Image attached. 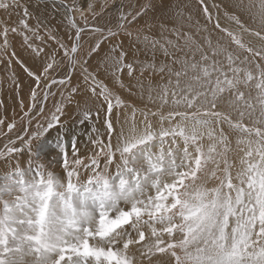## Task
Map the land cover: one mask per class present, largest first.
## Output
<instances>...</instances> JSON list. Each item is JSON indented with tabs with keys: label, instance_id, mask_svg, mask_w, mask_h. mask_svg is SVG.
<instances>
[{
	"label": "snow or ice",
	"instance_id": "snow-or-ice-1",
	"mask_svg": "<svg viewBox=\"0 0 264 264\" xmlns=\"http://www.w3.org/2000/svg\"><path fill=\"white\" fill-rule=\"evenodd\" d=\"M64 7L82 17L85 11L99 15L90 0ZM236 7L264 25V0H237ZM203 10L211 19L208 7ZM0 11L19 17L15 26L5 22L0 28V59L6 66L17 59L11 32L22 37L21 47L33 60L25 68L36 86L27 128L41 118L32 131L26 128L0 147V264H138L141 258L154 264L157 254L165 257L158 264H264V51L246 47L217 20L220 32L259 60L241 59L226 44L207 36L201 44L173 29L177 39L167 40L168 47L151 41L153 56L158 47L170 62L141 61L137 53L144 50L137 42L148 49L150 38L143 29L134 38L132 29L159 11L156 0H113L110 19L90 28L86 44L81 33L88 25H77L74 16L69 19L75 32L65 43L38 18L31 26L32 13L21 0H0ZM230 18L242 32L251 31L241 15ZM252 34L264 40L261 32ZM48 40L56 47L45 51ZM137 65L141 76L150 69L161 82L145 85L134 75ZM111 82L126 88L128 97L114 94ZM53 86L68 103L88 93L84 103L99 107H85L80 122L100 120L103 109L105 128L104 136L97 131L90 138L94 148L87 159L74 140L71 157L58 142L59 175L39 162L46 134L65 114L63 101L45 114L49 96L56 95ZM36 89L43 92L39 101ZM128 108L131 119L122 117ZM225 125L237 133L235 148ZM15 127L7 124L8 132ZM234 151L241 155L233 175Z\"/></svg>",
	"mask_w": 264,
	"mask_h": 264
},
{
	"label": "bare ground",
	"instance_id": "bare-ground-1",
	"mask_svg": "<svg viewBox=\"0 0 264 264\" xmlns=\"http://www.w3.org/2000/svg\"><path fill=\"white\" fill-rule=\"evenodd\" d=\"M96 1L98 2V0H96ZM209 1L210 0H204V4L202 5L200 3V0H167V4L165 5L164 3H162V0H156L157 6L159 8V11L154 12V13H149V15L147 17H145L144 21L149 22V21L155 20V19H159V21H160L161 19H163L165 17L168 18L169 21H168V23L159 22V27L154 26L152 28H149L150 32H145L144 33V35H147L150 38L148 49H145V46H144V44L142 42H137V46L139 48H141L142 50H144L143 52H138L137 53V55L139 56L140 60L141 61H145V62H152L154 60V62L157 65L162 64V63H167V62L159 61V56L162 53H161V51H160V49L158 47L155 50V55L153 56V52L151 50V41L153 39L158 41L159 44L164 45L165 47H168V45L166 44L167 40L176 41V39H177L176 33L173 31V29H176V30L179 31V29H183L184 28L182 30L183 32L185 31L186 33H194L195 37L199 39V29H203V27H204V31L209 35V37L212 39V41L215 40V41L221 42V39H222L223 41L221 43L222 44H226L229 47V49L232 50L235 54L239 55V57L241 59H243L244 57L247 56V57H249V59H254V60L258 61L259 57H253L252 54H250V53H248L246 51V49H240L238 46H236L234 43H232L229 40V38H227L224 35V33L220 32L215 27V25H216V22L218 20L220 25H221V27H227L230 30L234 31L238 35V37L241 39V41L245 44L246 47H252L256 51H264V40H262L260 37H257L256 35L252 34V32L253 31H259V32L262 33V35H264V25H261V23L259 22L258 18H254L250 13H248V12L241 13L240 9H238L236 7L237 0H215V2H218L220 5H224V7L227 10L225 12H221V11L217 12V9L212 4H211V7L209 8L208 7ZM247 2H248V0H245V3H247ZM52 4H54V3H52ZM56 4H58V2ZM204 6L208 7V13L211 15V19L208 18V14L205 13L206 16L203 15L202 12H203ZM39 9H40V7H39ZM51 9H54V8L51 7ZM198 11L201 14L200 19H199L198 15L196 14V12H198ZM46 12H48V11H46ZM110 12L111 11H109V13L107 12L108 13L107 17L105 16L106 15V13H105V15L101 16L98 21L96 20L97 23H98L97 25H101V24L107 23L108 20L110 19ZM220 13H221V15H220ZM233 13H235L236 15H241L242 20L248 25V27H249V29L251 31L242 32L234 24V22L230 18L231 14H233ZM88 15H91V14H88ZM50 16L52 17V15H50ZM53 18L51 20H53ZM61 18H63V17H61ZM54 19H56V18H54ZM49 22H51V21H49ZM203 24H207V25H203ZM88 25H90V24L88 23ZM92 26H89L88 29H90ZM41 35H42V33H41ZM134 38H135V36H134ZM141 41H142V38H141ZM82 42H87V40L83 39ZM180 44H181L182 47L184 46L183 40L180 41ZM16 48L20 51L19 53L21 55H19V56L21 57V61L22 60L23 61H22V64H21V62L20 63H16L13 60V62H12V64H14V66H13L14 68L12 69L13 71L10 69L12 71L11 72L12 76L10 74L9 75L11 76V78L13 77V78L16 79V82H18V84H19V88L15 87V89H14V87L11 86L9 91H7V90L4 91V87L5 86L2 83V89L0 90V98L3 99L2 102H0V115L1 116L3 115L5 117H9V120L7 121L8 124L11 123V121L13 120L12 118H10V116H11L10 114H11V111L13 110V107L17 106V104L19 103L18 102L19 99H18L17 93L21 94V92H22L24 95L27 94V93L29 94V92L32 89H35V87H36L35 84L33 83L32 77H30L28 75L27 71L25 70L27 65L24 62V59L26 61H28L29 64L33 65V61H31L32 57L30 55V50L26 51L25 48H23V47L20 48V46H18ZM172 50L173 49L171 47H169V51L171 52ZM193 50H194V46H193ZM177 54L178 55H183V53H177ZM195 58L199 59V54L198 53L196 54ZM17 60H20V59L17 58ZM135 67H136V71L134 72V75L137 78H139L142 82H144L145 85H147L148 83H151V84L155 85L156 83L161 82L160 76L159 75H154L153 72H151V70L147 71L145 69L143 71V76H141L140 67L138 65L135 66ZM147 72H150V73L147 74ZM57 78H59V76H57ZM153 78H155V81L152 80ZM124 81L126 82L125 85H127L128 82H129L127 77H125ZM133 83H135V81H133ZM109 84L112 86V89L114 90V92H117L116 94H119L122 97H128V93H127L126 88H122L120 85L115 84L114 82H111ZM80 85L83 86V87H81L82 89L85 87V85L83 84V81H80ZM44 91H47V90L45 89ZM52 91L57 94L58 93V86H53ZM42 95H43V92L41 93L40 96H42ZM83 96H85L84 99H83V100H85L88 95H87L86 92H82L81 93V98ZM59 97H60V95H59ZM39 98H38L37 101H39ZM135 99L137 100V107H143V105L138 103L139 96H136ZM92 102H93L92 106L88 105V104H91ZM31 103H32V101L28 97V100L26 101V104L24 105L25 112L24 111H21V112L19 111L20 106L22 104L19 106V108H14L15 112L18 111L20 116H22L21 120L16 124L17 126L11 132L6 133L5 135H0V147H2L3 144L7 142V138L8 137H11L13 140H15L16 136L18 134H22L24 132V130L27 128L28 116H26L25 113L29 112V106H30ZM86 105H87V108H91L93 111H95V109L97 107H99V104H97L96 102L91 101V100H89ZM44 108L47 109V110H45V114L49 115V116H50L49 110H51V111L55 110L53 108L52 103L48 104L47 108L44 105ZM77 109H75V110H77ZM31 111L35 112V109H31ZM64 113L65 114L61 116V124L58 125L59 127H56V128H53V129L49 130V132L46 134V136L44 138L43 148L41 150V155L45 152L44 151L45 148H49V151L52 152L54 150V146H57L59 141H63L64 145H66V143H68L69 141L72 142L73 140L76 142V147H78L77 149L79 150V155L81 153H85L87 151H89L90 155H91L92 150L94 148V145L91 142L89 143V140H91L90 138H96L97 135H95L94 134L95 131L93 129H91V123H89L90 121L87 122L84 126L78 127V126H76V124H73V123H77V122L82 120V115H81L82 112H80V114L77 115L76 112L73 109H67V111L64 110ZM121 113H122V117L126 113L128 115V117L131 119L132 109L128 108V109H125V110H121ZM19 114L17 113L15 115V118L17 116L19 117ZM63 118H66V119H63ZM37 119H41V118L39 116L34 118L32 120V127H35ZM64 121L65 122L67 121V123L63 124ZM100 121H101V119L98 120V124H96V125H98L99 127H100V124L102 125L100 128L102 129L101 132L103 131L102 132L103 133L102 136H104L105 135V128L103 126V123L100 122ZM27 130L30 132V131H32V128H27ZM224 130H225L226 135H231V138H232L234 136V134H235L234 137L237 138V133H235V132L231 131L230 129H228L227 125L224 126ZM16 143L19 145L20 141H16ZM55 149H57V147ZM71 151H72V149L70 150V152ZM50 152L46 151L44 154H46V156H47V155H50L49 154ZM232 155H233V153L231 152L229 154V158ZM240 155H241V153H238V155L236 157L232 158V160H234L233 165L235 166V170L232 171L233 175L235 174L236 169L239 167V162L238 161H239V156ZM69 156H71V153H69ZM21 157L22 156H19V158H21ZM52 157L54 158V160L56 159L55 155H52ZM40 163H44L45 165H48L44 161H41ZM23 164L24 163H21V165H23ZM57 164L58 163L54 164V166H53L54 170H56V171H57L56 168H58V167L60 168V166H58ZM222 165H223V163H222ZM4 167L5 166L2 163H0V171H3ZM132 251H135V248H133ZM136 255H137V252H136ZM161 259H165V257H163V254H157V256L153 257L154 264H158L159 260H161ZM138 264H149V263L138 262Z\"/></svg>",
	"mask_w": 264,
	"mask_h": 264
},
{
	"label": "rangeland",
	"instance_id": "rangeland-1",
	"mask_svg": "<svg viewBox=\"0 0 264 264\" xmlns=\"http://www.w3.org/2000/svg\"><path fill=\"white\" fill-rule=\"evenodd\" d=\"M24 2V3H26L27 4V6H28V8H29V11L32 13V18L29 20V24L31 25V26H35L36 25V23H37V18L39 19V20H41V21H43V23L44 24H49L48 26H49V28L50 29H52V30H54V31H56V30H58V32H59V36H60V38L64 41V42H66V43H71V40H70V38L73 36V34H74V32H75V28H73L72 27V24H71V20L69 19V17L70 16H74V18H75V21H76V24L77 25H79V26H81V27H84L85 26V22L87 23V25H88V23L90 24V25H88V27L89 26H97V21L99 20V18L101 17V16H103V15H105V13H106V17L108 16V13H109V11H111V8H112V6H113V0H98V2L96 1V0H90V2L92 3L93 2V5H94V10L99 14L98 16H96V18L92 15V13H90V12H88V11H85V13H83V17L81 16V13L80 12H73V13H69L68 11H67V9L64 7V5L65 4H70V3H72V0H21V2ZM53 1V2H52ZM144 0H141V2H143ZM22 2V3H23ZM58 2V4H56ZM78 2L79 3H81V4H84V3H87V2H89V0H78ZM96 2V3H95ZM110 2V3H109ZM52 3H54V4H52ZM98 4V5H97ZM211 4L217 9V12H219V11H221V12H225V11H227L226 10V8L224 7V5H220L218 2H215V0H210L209 1V5H208V7L210 8L211 7ZM51 5V6H50ZM60 5V6H59ZM112 5V6H111ZM96 6V7H95ZM39 7H40V9H39ZM45 7V8H44ZM51 7L52 8H54V9H51ZM58 7V8H57ZM38 8V9H37ZM42 9V10H41ZM101 9V10H100ZM34 12H33V11ZM46 11H48V12H46ZM55 11V12H54ZM41 12V13H40ZM108 12V13H107ZM46 13V14H45ZM53 13V14H52ZM203 15L204 16H206L205 15V12H204V10H203ZM49 14V15H48ZM69 14V15H68ZM88 14H91V15H88ZM101 14V15H100ZM196 14L198 15V17H199V19H200V17H201V14H200V12L198 11V12H196ZM50 15H52V17L50 16ZM56 15V16H55ZM220 15H221V13H220ZM63 17V18H61V17ZM87 16V17H86ZM11 17V18H10ZM56 18V19H54V18ZM6 18V19H5ZM45 20H44V19ZM50 18V19H49ZM53 18V20H51ZM58 18V19H57ZM85 18H86V21H85ZM18 19H19V17L15 14V13H12L10 16H9V14H7V13H4L3 11H0V28H2L3 27V25H4V23L5 22H7V24H8V26L9 27H13V26H15L16 25V23L18 22ZM3 20V21H2ZM12 20V21H11ZM97 20V21H96ZM36 21V22H35ZM48 21V22H47ZM49 21H51V22H49ZM168 21H169V19L168 18H163V19H161L160 21H159V19H155V20H151V21H149V22H147V27H145V21L143 20V21H141L139 24H137V25H135L134 27H133V33H134V36L136 35V29H143V35H144V33L145 32H150L149 31V28H152V27H154V26H157V27H159V22H162V23H168ZM60 22V23H59ZM55 24V25H54ZM57 24V25H56ZM102 25V24H101ZM203 25H207V24H203ZM41 33H42V36L44 35V29H43V25H41ZM70 29V30H69ZM184 29V28H183ZM183 29H179V31H182ZM69 30V31H68ZM72 30V31H71ZM71 31V32H70ZM90 31V29H85V32H83L82 34H81V36H82V40L83 39H85V40H89V35H88V32ZM183 32V31H182ZM11 33V32H10ZM184 33H186L185 31H184ZM65 34H67V35H65ZM85 34V35H84ZM191 34V36L193 37V39L196 41V42H198V43H203V38L204 37H209V35L204 31V27H203V29H199V39L198 38H196L195 37V34L194 33H190ZM88 35V36H87ZM17 34H15V33H11V34H9V39H10V41L12 42V44H13V46H14V49H15V51H16V53H17V58H19L20 60H19V62H18V60L17 59H13L16 63H20L21 62V64H22V61H21V57L19 56V55H21L19 52V50L16 48V47H18V46H20V48H22L21 47V42H22V37L20 36V35H18L17 37ZM142 38V37H141ZM19 39V40H18ZM45 39H47V37H45ZM70 40V41H69ZM223 40L221 39V42H222ZM29 42H31V41H29ZM82 42V41H81ZM217 41H215V40H213V43L215 44ZM220 42V43H221ZM41 44V42L39 41V40H36V45H39V44ZM82 43H85L86 44V42H82ZM56 47V44H55V42L54 41H52V40H48V48H46L45 49V51H48V50H50V49H52V48H55ZM161 51V50H160ZM161 55L159 56V61H163V62H170V60H171V57L170 56H165L164 55V53H163V51H161ZM62 54V53H61ZM59 55V54H58ZM13 60H12V62H13ZM31 61H33V60H31ZM12 62H11V64H10V66H6L5 65V62H4V60L3 59H0V90L2 89V83L4 84V91L5 90H7V91H9L10 90V88H11V86L12 87H14V89H15V87H17V88H19V84H18V82H16V79L15 78H11V72L13 71L12 69L14 68L13 66H14V64H12ZM24 62L26 63V65H27V67L28 66H30L31 64H29L28 63V61H26L25 59H24ZM178 67V66H177ZM12 71H11V70ZM10 70V71H9ZM147 71H149L150 69H146ZM152 72V71H151ZM148 73H150V72H147V74ZM7 74V75H6ZM11 76H10V75ZM153 74L154 75H159L160 76V74L158 73V72H153ZM6 75V76H5ZM148 77V76H147ZM13 80L15 81V83H13ZM153 81H155V78H153L152 79ZM124 83H126L125 81H124ZM81 86V85H80ZM81 87H83V86H81ZM109 87L112 89V86L109 84ZM113 90V89H112ZM36 91H37V93H38V96H37V100H38V98L40 97V95H41V90L40 89H36ZM113 93L114 94H116L117 92H114V90H113ZM22 94V95H21ZM21 94H19V93H17V96H18V104H17V106H15V107H13V112L11 111V116H10V118H12L13 120L11 121V123H15V125L21 120V117L22 116H20V114H19V112L18 111H16L15 112V109L14 108H19V106H20V109H19V111L21 112V111H24L25 112V107H24V105L26 104V101L28 100V97H29V99H30V92H29V94L27 93V94H23L22 92H21ZM12 95V94H11ZM87 95H88V93H87ZM65 96H66V93H65ZM84 97L85 96H83L82 98H81V95H78L77 97H76V99L75 100H73L71 103H68V101L66 100V99H64L63 97H59V92L55 95V96H49V98H48V100H47V102H46V104H45V107L47 108V105L48 104H50V103H52V105L53 104H61V102L63 101V106H64V110L65 111H67V109H73L75 112H76V114L78 115V114H80V112H82L83 110H84V108L85 107H87V105L86 104H84ZM23 98V99H22ZM2 98H0V102H2ZM22 100V101H21ZM31 100V99H30ZM83 100V101H82ZM77 101H79V102H81L80 103V107L78 108L77 107ZM66 103V104H65ZM97 104H99V102H96ZM82 104V105H81ZM68 105V106H67ZM85 105V106H84ZM88 105H90V106H92L93 105V102L91 103V104H88ZM22 107V108H21ZM78 108V109H77ZM75 109H77V110H75ZM91 109V108H90ZM45 110H47V109H45ZM93 111V110H92ZM47 112V111H46ZM93 112H95V111H93ZM19 114V117L17 116L16 118H15V115L16 114ZM138 117V118H137ZM0 119H3L4 120V124L6 125H4V124H2V125H0V135H5L6 133H8V130H7V124H8V120H9V117H5V116H1L0 115ZM63 119H66V118H63ZM82 119H83V117H82ZM101 121L100 122H102L103 123V109H101ZM136 119H140V116H139V113H137V115H136ZM90 121V122H89ZM6 122V123H5ZM87 122H89V123H91V129H95L94 131H95V135H97V131L99 132V134L102 136L103 135V131L101 132V124H100V127L98 126V125H96V124H98V120H96L95 118H93V119H91V120H88V121H85L84 123H81L80 121L79 122H77V123H73V124H76V126H78V127H82V126H84ZM67 123V121L65 122H63V124H66ZM17 126V125H16ZM93 126V127H92ZM97 126V127H96ZM57 127H59V126H57ZM32 128H34V127H32ZM54 128H56V127H54ZM53 129V128H52ZM226 129V128H225ZM4 131V132H3ZM234 136H235V134H234ZM232 137L231 138V135H228V137H229V139L231 140V142H232V147L234 148L235 146H236V139L237 138H235V137ZM91 142V140H89V143ZM205 143H207V140L205 141ZM66 147H67V149H68V151H69V153H71L70 152V150H71V141H69L68 143H66V145H65ZM57 146H54V150L52 151V152H50L49 151V148H45V152L47 151V152H50L49 154L50 155H47L46 156V154H42L41 155V157H40V162L41 161H44V162H46L49 166H50V169L52 170V171H54V172H56L58 175L60 174V172H61V169L58 167V168H56L57 169V171L56 170H54V168H53V166H54V164H56L55 162H54V158L52 157V155H55L56 156V154H57V152L59 151V149L57 148V149H55ZM78 148V147H77ZM57 151V152H56ZM233 153V155L229 158V159H231V161H232V163L234 162V160H232V158H234V157H236L237 155H238V152H232ZM89 154V155H88ZM81 156H83V157H85V159H87V157L88 156H90V152L89 151H87V152H85V153H81L80 154ZM23 157V158H22ZM21 158H19L20 159V161H21V163H24L23 165H21V166H25V164H27V161H28V157H27V155H23ZM71 157V156H70ZM25 158V159H24ZM53 158V159H52ZM56 158H57V156H56ZM239 162V161H238ZM237 162V163H238ZM58 166H60L59 164H57ZM221 168H223V165H222V163H221ZM235 170V166L233 167V169H232V171H234ZM218 174H221V173H218ZM86 175H87V173H84V176L86 177ZM136 247H139V246H136ZM140 256V253L139 252H137V257H139ZM139 262H146V263H149L148 262V260L147 259H143V258H141L140 260H139Z\"/></svg>",
	"mask_w": 264,
	"mask_h": 264
}]
</instances>
